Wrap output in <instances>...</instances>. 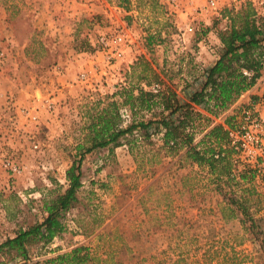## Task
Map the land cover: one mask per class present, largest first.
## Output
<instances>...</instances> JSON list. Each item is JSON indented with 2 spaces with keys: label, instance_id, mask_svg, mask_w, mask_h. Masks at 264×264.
I'll return each mask as SVG.
<instances>
[{
  "label": "rangeland",
  "instance_id": "rangeland-1",
  "mask_svg": "<svg viewBox=\"0 0 264 264\" xmlns=\"http://www.w3.org/2000/svg\"><path fill=\"white\" fill-rule=\"evenodd\" d=\"M206 1L180 0L174 6L168 0H130L122 6L118 0H0V243L18 229L42 221L46 214L43 197L54 194L50 189L59 184L61 190L65 187V170L77 159L74 147L83 141L91 103L100 98L103 105L105 97L119 88L117 83L140 80L139 66L132 65L142 56L141 48L150 60L158 58L156 44L166 46L170 57L177 53L181 57L183 53L172 47L174 37L187 19L203 31L200 18L204 15L199 7ZM225 6L241 5L222 0L205 17L213 24L217 17L225 16ZM118 24L127 26L137 39L134 52H139L131 62L129 57L114 61L121 77L111 84L106 80L107 67L101 74L91 70V65L102 61L97 38ZM148 35L154 37L151 49L146 47ZM83 71L89 74L86 82L78 78ZM224 109L211 113L210 122L216 123V118L233 122L237 109L223 115ZM137 112L133 116L130 111V118L121 116L122 125L133 117H157L146 119ZM153 127L150 138H144L143 129L133 131L135 154L124 140L120 147L110 144L113 147L86 153L79 201L64 215L66 230L46 243L29 245L27 259L0 249V264L41 262L78 243L94 247L97 234L116 225L134 246L129 253H158L160 257V250L167 247L166 235L173 233L178 246L173 255H184L188 264H264L258 242L238 218H222V196L206 167L184 159L182 149L175 156L166 155L164 150L153 154L162 144L161 132ZM205 127L206 121L197 122L195 141L205 133ZM234 157L239 159L238 169H245L239 155ZM7 161L19 170H12ZM252 184L256 194L250 197V208L261 216L264 189L254 180ZM146 191L150 195L138 200ZM212 240H218L215 245L221 247L220 254L204 255Z\"/></svg>",
  "mask_w": 264,
  "mask_h": 264
},
{
  "label": "trees",
  "instance_id": "trees-1",
  "mask_svg": "<svg viewBox=\"0 0 264 264\" xmlns=\"http://www.w3.org/2000/svg\"><path fill=\"white\" fill-rule=\"evenodd\" d=\"M118 1L122 6L130 2ZM222 14L231 20L230 29L220 35L224 43L223 51L213 65L204 69L201 83L190 92L189 101H178L176 92L171 87L154 94L138 83H128L107 95L103 105L100 98L91 103L86 112L83 141L76 143L74 147L77 159L65 170V187L61 190L59 184L55 189H50V193L54 194L43 197L42 208L46 214L42 221L20 228L14 236L5 238L0 243L1 250L27 259L29 245L38 241L46 243L56 234L66 230L64 215L79 201L77 192L83 186L82 161L85 154L110 144L119 146L122 140L135 154L136 137L133 131L143 129L144 138H150V128L154 126L153 130L162 134V144L157 146L153 154L164 150L166 155L175 156L182 149L181 156L184 159L206 167L217 192L222 196V218H238L244 230L258 242L259 257L264 261V215L256 216L249 204L250 197L256 194L252 184L253 172L247 168L238 169L239 159L234 157L235 152L228 144L224 124L211 123L209 117L202 116L195 109V105H199L211 113H217L234 102L241 92L253 84V79L248 80L242 75L241 68L256 69L259 73L261 56L264 55V17L258 15L251 2H247L238 10L226 7ZM153 44L154 37L148 35L146 47L151 49ZM137 66V78L142 79L145 84L149 86L152 82H160L158 71L149 59L140 56L132 65L133 68ZM116 96H119L120 101ZM158 105L163 107L159 117L147 120L133 118L126 126L122 125V106H128L134 116L137 110H151ZM165 110L168 112L164 113ZM201 119L206 121L207 129L202 137L195 141L193 128L197 127V122ZM230 123L231 121L226 119L225 124ZM135 157L137 158V154ZM148 195L150 192L146 191L137 199H144L143 197ZM164 198L169 204L168 193H165ZM144 214L150 218L148 210H145ZM141 226L142 224L137 227L135 235L139 234ZM97 237L98 241L94 247L78 243L68 251L30 264H188L184 255H173L178 247L173 241V233L166 235L167 247L160 250V257L158 253H129L134 251V246L127 242L124 231L117 225L106 233L97 234ZM217 242L218 240H212L207 244L204 255L220 254L221 247L215 245ZM135 246L139 247L138 244ZM230 256L233 259L235 252Z\"/></svg>",
  "mask_w": 264,
  "mask_h": 264
},
{
  "label": "built area",
  "instance_id": "built-area-1",
  "mask_svg": "<svg viewBox=\"0 0 264 264\" xmlns=\"http://www.w3.org/2000/svg\"><path fill=\"white\" fill-rule=\"evenodd\" d=\"M222 0H207L199 7L200 13L206 15L210 10L216 9ZM235 0L237 4H246L251 2L255 6H264V0ZM174 6H178L180 0H168ZM196 9V8H195ZM195 26L192 20H185L182 23L179 37H185L187 33H192ZM139 43L133 34L124 24H118L113 29L99 35L96 41L97 51L100 52L102 61L94 62L91 70L103 74L105 67L109 68L116 60H125L127 57L132 60L136 59L135 46ZM241 73L248 80L253 79V84L248 88L254 87L256 92L252 97L240 104L237 108L235 120L230 124H225V135L229 146L239 155L245 163V167L253 172V180L256 186L264 189V55L261 56L259 73L256 69L241 68ZM80 81H88V71H83L78 75ZM160 82H153L148 86L154 94H158L162 90ZM241 92L238 97H244L247 90ZM255 96V97H254ZM237 97V98H238ZM236 98V99H237ZM123 118H130V109L123 107L120 109ZM37 115L33 114L35 119ZM34 144V147H37ZM12 170H19L17 166L7 161Z\"/></svg>",
  "mask_w": 264,
  "mask_h": 264
},
{
  "label": "crops",
  "instance_id": "crops-1",
  "mask_svg": "<svg viewBox=\"0 0 264 264\" xmlns=\"http://www.w3.org/2000/svg\"><path fill=\"white\" fill-rule=\"evenodd\" d=\"M242 6L244 5L238 6L239 8L237 6L230 8L238 10L242 8ZM226 7L227 6H225L224 8ZM255 9L258 15L264 17V6H255ZM205 16L206 15L200 18L201 20H203L204 24L202 25L204 26L202 28V32L198 31V27H195L196 30L193 33H187L183 38L181 36L179 37V33L175 35L174 44L173 46H171L174 47V50H177L179 54L183 53L181 57L180 55H178V53L175 58L170 57L166 46L156 44L155 47L156 50H158V58H156L157 60H150L148 53H146L145 49L143 50V48H141L142 56L149 59L152 66L158 71V78L160 80V83L162 84V89L166 90L168 87L174 89L176 92V97L180 102L189 101L190 92H192L193 89L197 88L201 83L200 78L204 69H207L217 61L224 47V43L222 42L220 35L221 33L228 31L231 27V20L227 15L220 16L219 18L217 17L213 21V24H211L209 18ZM140 47L142 46L140 45ZM137 52L139 51L137 50ZM110 68L112 69L108 68V76L107 78H105L109 83L111 82L112 84V82H114L112 80L121 77V73L120 70L117 69L118 67H114V65ZM137 83L144 88H148V85L145 84L142 79H140ZM117 84L119 85V88L122 86L121 83ZM125 84L126 83H124L123 85ZM256 92L258 91H256L254 87L248 89L246 92L247 94L244 95V97H238L234 102L230 103L222 111L223 115L227 114L232 108L237 109L240 104L244 103L248 98L250 99ZM155 109L157 111L156 113H154ZM162 109L163 107L158 105L153 109L151 108V110L142 109L138 111L137 114L139 115V117H141V113H143L146 116V119L148 118V116L150 117V115L159 117V112ZM195 109L200 112L202 116L213 118L211 112L206 110L202 106L195 105ZM167 112L168 110H165L164 113ZM214 121L221 122L225 125V120H219L218 118H216L214 119ZM206 129L207 128L205 127L203 131H205ZM107 147H112V145H108Z\"/></svg>",
  "mask_w": 264,
  "mask_h": 264
}]
</instances>
